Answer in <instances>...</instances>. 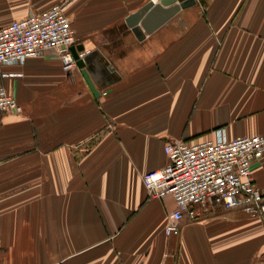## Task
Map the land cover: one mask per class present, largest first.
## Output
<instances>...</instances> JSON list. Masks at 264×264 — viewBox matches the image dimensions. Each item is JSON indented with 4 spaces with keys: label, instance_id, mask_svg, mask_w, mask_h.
Returning a JSON list of instances; mask_svg holds the SVG:
<instances>
[{
    "label": "crops",
    "instance_id": "obj_1",
    "mask_svg": "<svg viewBox=\"0 0 264 264\" xmlns=\"http://www.w3.org/2000/svg\"><path fill=\"white\" fill-rule=\"evenodd\" d=\"M61 1L0 0V27ZM150 1L70 0L95 91L51 49L2 67L22 111L0 112V264H264V216L217 208L167 235L174 200L142 180L169 139L264 133V0H194L135 32ZM251 169L264 186V154Z\"/></svg>",
    "mask_w": 264,
    "mask_h": 264
},
{
    "label": "built area",
    "instance_id": "obj_2",
    "mask_svg": "<svg viewBox=\"0 0 264 264\" xmlns=\"http://www.w3.org/2000/svg\"><path fill=\"white\" fill-rule=\"evenodd\" d=\"M70 0L54 3L0 27V73L4 65L20 64L29 56L54 50L63 70L77 67L72 46L76 38L65 10ZM86 51L79 50V58ZM5 75L4 73H2ZM22 108L0 85V112L21 113ZM167 164L143 174L147 196H172L175 207L164 230L177 234L181 227L207 217L217 208L264 216V186L252 175V164L264 154V133L227 138L221 129L212 139H169L164 146Z\"/></svg>",
    "mask_w": 264,
    "mask_h": 264
},
{
    "label": "water",
    "instance_id": "obj_3",
    "mask_svg": "<svg viewBox=\"0 0 264 264\" xmlns=\"http://www.w3.org/2000/svg\"><path fill=\"white\" fill-rule=\"evenodd\" d=\"M193 1L194 0H160L156 3L150 1L139 11L132 13V15L127 18V22L132 28L134 27L133 29L135 32H138L136 25L139 24V27L142 28L145 33H151L159 25L177 13L180 8L193 3ZM80 49L81 48L76 45L72 46L77 66L82 70L84 77L90 83L93 91H95L89 80L88 70L86 68V57L79 58L78 56V51Z\"/></svg>",
    "mask_w": 264,
    "mask_h": 264
}]
</instances>
